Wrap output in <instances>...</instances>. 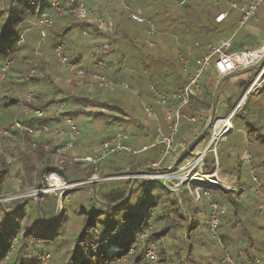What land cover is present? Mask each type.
<instances>
[{"label":"trees","instance_id":"1","mask_svg":"<svg viewBox=\"0 0 264 264\" xmlns=\"http://www.w3.org/2000/svg\"><path fill=\"white\" fill-rule=\"evenodd\" d=\"M42 1L47 2V0H0V72L4 61L6 62L8 59L13 61L8 72L7 81L0 83L1 125L10 126L14 121L29 126L52 123L53 120L59 118L47 115L41 119L26 115L22 110V105L27 104L32 108L47 111L51 105L71 98L72 105L75 104V106L66 115L72 114V117H76L90 113L98 117H106L109 121L117 117L124 119L126 122H136L137 115L133 113L135 109L130 108L125 103L127 93L126 90L120 88L123 82L128 80L131 82L129 85L133 89L140 88L138 98H147V100L150 99L149 94L142 88H145L149 82H153L157 89L165 93L179 89L187 83L180 58L163 57L158 51L159 41L163 36L165 38V32L169 29L167 28L166 19L168 17L173 19L185 17L189 19L186 24L193 28L190 33L192 40L190 38L184 39V45L186 46V50H183L184 55L188 54V46L192 47L199 55L206 53L208 45H216L221 40L228 38L232 25V21H228L229 18L222 23L215 20L219 13L227 9V5L222 2L210 5L208 2L210 0H193V5L184 11L182 16L177 14L176 11H170L167 0H90L87 2L90 3L89 6H92L99 13L108 12L113 24L111 32H103L104 36H110V48L103 49L101 56L103 58L111 57V55L118 54L123 49L126 50L123 55L118 54V57L109 58L104 72L112 81L113 87L117 88L116 91L110 89V87H105L102 80L92 77L96 72L93 66L94 72L87 71V75L81 81L84 87L88 85L86 89L82 88L78 92L60 91L59 93L63 92L66 96L52 95L50 98H46V92L41 91L39 94L36 92L34 100L26 101L23 98L24 93L22 91L28 90L29 86L43 88L44 83L55 84L51 73L54 68L58 69L60 63L52 61V58L55 54L53 52L60 43L64 44L65 54L72 66L81 67L83 59L76 56L74 47L69 41L74 29L84 31L92 29L100 32V28L90 18H79L75 15L74 10L80 3L78 0L74 2L62 0L65 10L61 16L56 17L58 19H55L54 26L47 33L54 41L53 49L43 50L42 55L36 54L32 40L28 39L23 43L21 30L27 23L28 13L37 19L46 9H50L49 3L44 5ZM233 1L237 2L240 7L245 8L251 0ZM126 3L131 5L133 11L142 9L145 18L143 24H139L129 17L124 8ZM195 5H198L200 10L197 11ZM22 7L25 8L24 13L20 10ZM151 22L156 30V34L152 38L148 33L152 27ZM38 29L40 30L39 27ZM148 37L158 46H152L150 44L151 40L148 41ZM6 50L9 52L4 55L3 52ZM93 58L100 59L101 57L98 53H95ZM134 58L140 60L139 62H143L144 68L141 69V72L139 68L137 70L131 67L135 64L136 60ZM146 58L150 63L144 60ZM133 60L134 62H130ZM34 63L38 64L39 70L37 72L33 71ZM49 63L52 64L51 67H49ZM111 67L116 70V78L111 77V71H109ZM205 76L202 91L199 95L193 96L190 104L183 110L179 132L175 137V142L184 140V142L189 143V150L197 143L198 140H195V136L199 135L198 133L207 134V139H210L211 136V125L208 127L207 121L215 111L218 101L217 96L219 98L220 91L216 96L214 87L216 77L211 69L206 72ZM253 80L254 77H251L242 81L239 84L238 92L227 98V114L234 109ZM10 84L15 85L16 89L14 91L8 89ZM79 84L74 81L72 87L79 88ZM261 91L255 94V97H260L264 93V89ZM245 107L239 114L243 112ZM164 110V108L159 110L160 123L164 132L167 133ZM262 113L263 109H258L257 115L259 117H262ZM61 115H65V113H61ZM194 117H197L198 121H193L192 118ZM138 128L141 131L138 136V143L141 145L136 150L138 152L129 155L123 165H103L98 171L94 169L93 164L75 159V156L82 155L73 156L72 154V162L65 158L57 159L54 155L59 145L58 141L52 137L28 134L22 135L21 138L0 136V194L11 191L12 176L18 177L21 176V173L26 177L28 183L38 184V188L43 187L40 181L44 180L45 174L53 170L60 171L69 183L88 181L98 175L107 179L87 183L83 187H92L95 196L106 203V207L102 211L106 216L112 217L115 212L121 211L123 212L121 219L130 220L139 214L137 223L142 227V230L128 240L125 246L121 247L122 239L114 233L116 232L114 228H109L107 224H105L107 232H101L98 228L97 221L98 216L102 214L101 212H93L91 217L85 213L87 217L83 223L82 234L76 241L78 245L87 244V249L83 256L77 260V256L80 254L79 247H77L73 256H70L65 264H116V261L117 264H150L145 258V245L147 242L157 244L159 250L158 264H222L221 260L226 253H229L233 260L245 264H264V200L260 193L253 200H245L243 196L250 189L249 185L244 187L240 176L236 177L238 186L242 187L240 192L226 191L222 188L215 189L208 185L202 187V189L211 192L212 199L227 207L225 214L221 217L222 225L220 224L221 232L223 223L225 222L228 225V234H221L224 247L213 239L210 231L208 224L209 201L207 198L204 197L200 201L203 204V206H200L198 204L200 202L193 200L186 186L180 191H175L158 185L154 181L145 183V180H135L133 178L111 179L113 177L135 175L143 169L148 170L152 168L153 163L160 160L164 145L155 144L157 131L151 130L144 124H139ZM248 129L247 144L248 147H252L250 150L254 157L259 182L264 193V125L261 123V119L258 118L248 122ZM111 138L112 136L105 141ZM146 139L149 141L148 144H142ZM77 144L76 146H78ZM70 154L66 153V156H70ZM93 154L91 152L89 155L93 156ZM217 154L218 157L215 156L213 149L206 153L203 172L212 174L217 168L218 159L220 166L218 170L232 175L229 171L234 166H228V170L223 169L218 151ZM69 168L72 171L68 172ZM138 187L141 192L140 198L133 200V192ZM74 190H77V188ZM130 190H132L131 195L128 197ZM216 190L222 193L219 196L213 194V191ZM67 193L68 191L65 192L64 196ZM45 194L47 193L38 195L37 201L39 204L42 202L41 197ZM185 195L187 196L186 199ZM6 210L9 213L11 212L8 209ZM242 210L247 213L245 221L241 219ZM57 222L58 220L49 225ZM247 226H250L253 231L251 232ZM256 226L257 230H254ZM92 229L94 233L89 238L88 232ZM147 231H149V236L142 239L140 236ZM114 234L116 235L115 238ZM26 237H28V234L25 235L24 242H30L31 240ZM116 248H121V250L113 256L112 249ZM47 254L50 253L43 254L37 264H43L42 259ZM256 261L259 262L256 263ZM47 264H59V260H54L51 255Z\"/></svg>","mask_w":264,"mask_h":264},{"label":"rangeland","instance_id":"2","mask_svg":"<svg viewBox=\"0 0 264 264\" xmlns=\"http://www.w3.org/2000/svg\"><path fill=\"white\" fill-rule=\"evenodd\" d=\"M192 2L194 1L167 0V6L169 7L170 11H176L177 14L183 16L184 11H186L190 8L191 5H193ZM208 2L210 5H214V3L216 4V2H222L223 4L227 5L228 10V0H210ZM126 7L127 6H124L125 11L130 17V13L126 10ZM262 8H264V5ZM262 8L259 12L262 11ZM195 9L198 11L200 10V7L198 5H195ZM20 10L22 12H25L24 7H22ZM238 13L239 11L235 10L231 14L232 25L229 31V35L234 44H241L239 43L241 42V39L247 36L244 38L245 43H243L242 48H251L253 47L252 44L255 43L251 40V38L249 39L248 32L252 34L251 28H253L252 26H255V24H253L254 19L248 21L242 26L240 22L238 24L236 23ZM102 16L106 17L105 25H102L100 23V19ZM39 17L40 16H38V18L36 19V17L31 16L29 13L27 14V23L21 30V36L23 37V43L28 39L32 40L35 53L38 55H42L43 50L53 49L54 41L51 36L47 34L48 31L46 32L45 38H41V31L37 27ZM183 18L173 19L172 17H168L166 19V23H168L167 28L169 29H167V32H165V38L163 36V38H161V40L159 41L160 46L158 48L159 53L163 57H170L172 59L180 58V56L184 55L183 50H186L184 39L190 38L192 40L190 33L191 31H193V28L186 24L189 22V19L185 17ZM57 19L58 18H56V20ZM90 19L97 25L98 28H100V32L93 31L92 29H88L86 31L74 29L69 40L71 44L73 41V47L76 56H80L83 59V63L79 68L83 69L85 74H72L60 64L58 69L54 68L51 73L55 81L54 85L44 83L43 88H39V86H29L28 90H26L23 94L24 99L31 91H33L35 95L36 92L38 94L41 91L46 92L45 97L50 98L52 97V95L65 97L66 94H64L63 92L59 93L60 91L71 90V92H78L82 88L86 89L88 85L84 87L81 82L83 77L86 75L85 71H90L95 63L99 60H103L107 64L109 58H115L118 57V54L123 55L126 53V50L123 49V51H119L118 54L103 58L101 56L103 52L102 48H110V36H104L103 32L109 33L112 31V20L110 19V15L108 12L106 14L104 12H96L92 17H90ZM150 24L152 27L148 33L152 38L156 33L153 26L154 24L152 22ZM251 34L250 36H252ZM150 40L151 39L148 37L149 42ZM150 44L155 47L158 46H156V43L152 42V40ZM187 48L193 50V48L190 46H188ZM8 52L9 51L6 50L3 53L5 55ZM55 52L56 50L53 52V54ZM95 53H98L99 57L101 58L94 59L93 56ZM134 60H136L135 64H133L131 67L137 70L140 69L141 72V69L143 70L144 68L143 62H139L140 60L135 58ZM134 60L130 62H134ZM144 60H146L147 63H150L147 58ZM52 61H58L55 57V54L52 58ZM138 63L140 64L138 65ZM3 64L4 63H2V65ZM52 64L49 63V67H51ZM33 67L34 72H37L39 70L37 63H34ZM109 71H111V77L116 78L115 68L111 67L109 68ZM250 76L252 75L239 72L236 74V76L231 77L229 83L224 82L220 86V94L218 93L219 98L217 96L218 101L215 106V112L213 114L214 123L216 119L220 118L222 115H227V98L231 95H235L237 92L234 88L235 82L241 79L249 78ZM74 81L80 83L79 88L72 87V82ZM126 82L129 87L120 88L122 90H126L127 97L125 98V103L130 108L135 109V112L133 113L137 115V121L126 122L124 119L117 117L109 121L106 117H98L97 115L90 113H85L76 117H72V114L68 115L75 119L79 129V134L77 144L78 146L72 148L70 152H67V154L71 153L70 156H67V159H72V154L73 156L84 155L91 157L89 154H91V152L94 153L99 151L106 139L111 136L114 137L118 133H126L129 136V140L127 144H125L131 149V152L124 151L122 153H114L102 159V161L100 162L101 166H108L111 164L120 166L125 163L129 155H134L132 152L137 153L138 151L136 150L141 147V145H139L138 143V136L141 133L140 129L138 128L139 124H144L151 130L154 129L155 131H157L158 139L162 137V135L161 137L158 135V128L162 131V133H164L163 126L160 123L158 124L156 118H153L151 114H147L144 110L143 102L146 100L144 98L139 99L137 96L138 92L134 91V89L129 85V83L131 82L128 80ZM217 89L218 88L216 87V90ZM16 91L19 90L17 89ZM72 103V98L67 99V101L63 100L57 104L51 105L48 110L52 112L54 111V113L60 111V113L69 114L72 107L75 106V104L72 105ZM61 105H64V109L59 110V107ZM262 105H264V93L261 94L260 97H255V94L251 95L248 98L247 106L245 107L243 112L237 115L236 118H234V130L229 134V138L227 137L224 141L219 142L217 145V150L222 161L223 169L228 170V166H234V168H230L229 172L232 173V176L234 178L240 176L244 187L253 184L251 176L249 174L246 155L248 152H251L250 148H252L250 146L248 147V140L246 139V136H248L249 132L248 122L250 120L252 121L260 118L261 123L264 125V106ZM94 109L99 110L98 108ZM258 109H263L262 117H259L257 115ZM166 111H164V113ZM154 121H156V125L153 124ZM60 124H64V121H62ZM207 136V134H200L195 138V140L201 141V148L205 146L206 142L204 140L207 139ZM148 142V139H146V141L142 144L145 145L148 144ZM183 150L179 149L178 151H175V154H173V156L170 157L169 160L174 165L172 169L173 171H175L174 177L178 178V180L175 182H182L184 178L190 179L192 176H194V174L192 173V167L198 156L203 152V150ZM86 163L93 164L90 161H87ZM56 171L57 170H53L49 173L50 175L46 174L48 176L46 178L44 177V181H40L43 186L41 190H44L48 193L41 197L42 202L40 204L37 201V197L40 196H37L38 192L39 194L41 193V191L37 187L38 184L35 185L28 183L26 177L22 173L21 176L18 177L12 176L11 191L16 192L19 195H27L25 197L27 199L9 203L6 207L0 205V264H37L41 256L45 253H50L53 256L54 260H59V264H65L66 260H68L70 256H73L77 247H79L80 250V254H78L77 256V260H79L80 257L83 256L88 245H85L84 243L78 245L76 240L82 234L84 220L87 216L91 217L93 212L99 211L102 213L98 216L97 221L99 224L98 228L101 232H107L105 224H107L109 228L111 227L116 230V232L114 233L116 235L118 234V236L122 239L121 247L125 246L128 240L132 239L142 230V227L137 223L139 214L134 219L130 220H122L121 217L123 216V212L121 211L115 212L112 217L106 216V214L102 212L104 210V207H106V203L99 200V198L95 196V193L94 191H92V187L90 186H76L75 188L70 189L67 195L64 196L66 191V184L63 181L64 179L60 177L59 173H57ZM70 171H72L71 168L68 169V172ZM95 177L101 178L97 175H95ZM76 188L77 190H74ZM135 189L136 190L132 195L133 200L137 199L141 194L139 187ZM131 191L132 190H130L128 197H130ZM221 193L222 192H220L219 190L213 191V194L218 196ZM260 194L262 195L264 200V193L261 192ZM256 195L258 194L255 192L247 191L244 194L243 198H245V200H253L255 199ZM186 197L187 196L185 195V199ZM198 204L200 206H203L202 202ZM6 209L11 212H7ZM85 213L87 214V216ZM241 214V219L245 221V219L247 218L246 211L242 210ZM56 220H58L57 223L49 225ZM247 227L251 232L253 231L250 226ZM254 230H257V226L254 227ZM93 233V229L90 230L88 232V237H92ZM222 233L224 235L228 234V225H226L225 222L223 223L222 232L220 230V237ZM26 234H28V237L26 238L31 241L25 243L24 237ZM115 234L114 238L116 236ZM216 243L220 245L218 242ZM120 250L121 248L112 249L113 256L117 255ZM115 263L117 264V261Z\"/></svg>","mask_w":264,"mask_h":264},{"label":"built area","instance_id":"3","mask_svg":"<svg viewBox=\"0 0 264 264\" xmlns=\"http://www.w3.org/2000/svg\"><path fill=\"white\" fill-rule=\"evenodd\" d=\"M74 2L75 0H70ZM80 3L75 8V15L79 18H90L94 15V10L89 6L87 2L90 0H78ZM49 3L50 9L45 10L39 17L38 27L41 31V37L45 38L46 32L54 26L55 19L57 16H61L65 10L62 0H47L42 1V4ZM264 3V0H253L243 9V20L241 23H245L252 16H254L256 10ZM126 10L130 13L132 20L138 23H144L145 18L141 10L133 11L130 5H126ZM237 5L231 3L229 11L235 9ZM229 11L222 12L218 14L215 18L217 22H222L227 17ZM105 17L102 16L100 23L105 25ZM228 42H222L219 45L210 44L208 50L204 55H201L198 58H193V52L190 51L187 55L180 56V63L183 66L184 72L186 74L187 83L172 93H165L157 89L153 82L149 83L150 90L152 92V98L154 101L159 102L162 105H170L166 111L165 118L167 120V130L168 134H162L161 139H159L155 144H163L164 147L161 151L160 160L152 164V168L148 170H141L139 173L130 176H121L111 179L118 178H133L135 180H145V183L156 182L158 185L170 188L175 191H179L180 187L185 185L192 196L195 202H200L204 197L209 201V218L208 224L210 231L212 233L213 239L221 243L220 237V224L221 217L226 212V207L220 202L212 199L211 193L209 190L202 189L203 186H211L212 188L218 189L222 188L226 191H236L235 187L228 183L227 179L220 178L217 175V170L212 174H206L202 171V166L204 163V158L208 150L213 149L216 152V148L219 142L224 141L229 133L234 129L233 128V119L240 113L244 105L246 104L248 97L252 93L261 91L264 88V46H261L257 49H248V50H237L228 52ZM66 50L63 43H60L57 46L55 57L62 66H64L70 72H76L78 74L84 73V70L81 68L73 67L69 58L66 56ZM12 60L8 59L2 65L0 72V83H4L8 79V72L12 65ZM259 66V72L254 78L249 89L243 95V97L236 104L231 113L225 117H220L216 119L214 123L213 117H211L210 125V140L208 147L203 149V152L198 156L192 167V176L190 179L184 178L182 182H175L178 178L174 177V172L172 169L174 167L173 163L169 161L171 153L174 152V141L175 137L179 132L183 110L187 107L193 96L200 94L201 80L203 75L207 70L213 68L217 77L223 79L228 75L240 71L249 69L253 66ZM96 73L95 76L102 80L104 84H109L110 81L107 75L104 73L106 68V63L103 60H99L95 64ZM85 74V73H84ZM14 89V88H11ZM35 98V93L31 91L26 97V101H32ZM144 110L147 114L153 115L155 112V106L153 103H144ZM59 110L64 109V105L59 107ZM22 110L28 115H34L37 118H45L49 115V112L42 109L32 108L27 104L22 105ZM54 112V111H53ZM52 116L59 118L58 120H63L64 124L53 126L50 123H40L39 125L29 126L21 122L14 121L10 126H1L0 134L10 135L12 131H17L21 134H28L32 136H51L58 141V147L56 149V154L54 155L58 158H66V153L68 150L72 149L75 146V143L78 140L79 129L74 118L63 117L60 111H57ZM193 121H197V117L192 118ZM214 123V125H213ZM160 133L162 131L159 129ZM129 136L126 133H118L110 140L102 144L100 150L91 157L86 156H76L75 159H78L83 162L90 161L93 163L95 170H98L100 167V162L102 159L108 157L114 153H122L124 151L131 152V149L125 144ZM181 150H189V143L184 141L179 142ZM183 150V151H184ZM134 153V152H132ZM69 159V158H68ZM67 159V160H68ZM70 162L73 159H69ZM68 160V161H69ZM169 161V162H168ZM200 168V170H198ZM59 176L62 177L64 183L66 184V191L75 188L76 186H83L87 183L101 181L107 178H98L93 177L88 181L78 182V183H69L63 177V174L60 171ZM48 175H50L48 173ZM45 174V178L48 176ZM44 181V180H43ZM42 181V182H43ZM43 188V187H42ZM40 194L47 193L44 190H41ZM38 192V195H40ZM48 194V193H47ZM37 195V196H38ZM27 196V195H26ZM26 196L19 195L16 192L0 194V205L5 206L7 203L24 199ZM149 236V231L145 232L140 237L145 239ZM50 254H47L43 258V264H47ZM145 258L149 261L150 264L159 263V250L155 242H147L145 245ZM222 264H243L241 262L233 261L231 256L226 253L222 258Z\"/></svg>","mask_w":264,"mask_h":264},{"label":"crops","instance_id":"4","mask_svg":"<svg viewBox=\"0 0 264 264\" xmlns=\"http://www.w3.org/2000/svg\"><path fill=\"white\" fill-rule=\"evenodd\" d=\"M253 0H251V1H249L248 2V4L249 3H251ZM231 3H235L236 5H237V7L235 8V9H233V10H231V11H229V9H230V5H231ZM90 4V3H89ZM247 4V5H248ZM126 5H129V4H124V6H126ZM263 5H264V3L256 10V12H255V14H254V16H252L248 21H250V20H253L254 19V21H253V24H255V26H252L253 28H251V32H252V34L251 33H249L248 32V37H249V39L251 38V40L252 41H254V43L255 44H252L253 45V47H251V48H242V45H243V43H245L244 42V38L245 37H247V36H245V37H243L242 39H241V42H239V43H241V44H234L233 42H232V39H231V37H230V35H228V38L227 39H223V40H221L218 44H216V45H219L220 43H222V42H228V49H227V51L228 52H231V51H237V50H248V49H257V48H259V47H261V46H264V8H262L263 7ZM131 6V5H130ZM91 7V6H90ZM261 8H262V11L261 12H259L260 10H261ZM93 9V8H92ZM243 7H240L239 5H238V3L237 2H235V1H233V0H228V10L226 9V10H224L223 12H226V11H229V13H228V15H227V17L225 18V20L224 21H222V22H225L228 18V21H230L231 20V14L233 13V11H235V10H238L239 11V13H238V17H237V20H236V23L238 24L239 22L241 23V21L243 20ZM94 10V9H93ZM138 10H141L142 11V9H138ZM137 11V10H136ZM97 12V10H94V13H96ZM105 14H106V12H104ZM143 13V12H142ZM222 13V12H221ZM220 14V13H219ZM106 16V15H105ZM104 16V17H105ZM106 18V17H105ZM248 21H246L245 23H247ZM222 22H218V23H222ZM245 23H243V24H245ZM243 24L241 23V25L243 26ZM73 33V32H72ZM155 33H156V30H155ZM250 34L252 35V36H250ZM72 45H73V41H72ZM213 45H215V44H213ZM209 46V45H208ZM103 49H105V47H103L102 48V50ZM190 51H192L193 52V58H197V57H200L201 55H204L205 53H203V54H198V52L196 53L194 50H190L189 48H188V53L190 52ZM94 67H95V65H94ZM96 69V68H95ZM214 73H215V71L213 70V68H210ZM209 69V70H210ZM259 66H253V67H251V68H249V69H245V70H240V71H237V72H234V73H232V74H230V75H228L227 77H224L223 79H219L218 77H217V75H216V73H215V77H216V80H215V84H214V87H215V89H216V87L218 88L217 90H216V96L218 95V93H219V88H220V86L224 83V82H228L229 83V80L231 79V77H233V76H236V74L237 73H239V72H242V73H244V74H251L252 76H250L249 78H255L256 77V75L258 74V72H259ZM67 70V69H66ZM209 70H207V71H209ZM68 71V70H67ZM91 72L93 71L94 72V70L91 68V70H90ZM97 71V70H96ZM206 71V72H207ZM86 72V75H87V71H85ZM104 72H105V70H104ZM183 72H184V70H183ZM72 74H76V72H71ZM96 73V72H95ZM95 73L93 74V78L94 79H98L96 76H95ZM107 75V74H106ZM186 75V74H185ZM206 75V73L203 75V77H202V80H201V87H202V85H203V82H204V78L206 77L205 76ZM107 77H108V75H107ZM249 78H245V79H241V80H239V81H236L235 82V84H234V88L236 89V91L238 92V90H239V84L242 82V81H244V80H247V79H249ZM108 79H109V77H108ZM98 80H100V79H98ZM109 81H110V83L109 84H104L103 83V85L105 86V87H110V89H112V90H115L116 91V89L117 88H115V87H113V83H112V81L109 79ZM6 82V81H5ZM9 88V90L10 91H14L15 89H16V87H15V85L14 84H10L9 86H8ZM121 88H126V87H129L128 86V84H127V82H123L122 84H121V86H120ZM11 88H14V89H11ZM203 88V87H202ZM119 89V88H118ZM139 89V90H138ZM138 89H134V91H136V92H138V94H139V91H140V88H138ZM142 89H144L145 90V92H147L148 94H149V97H150V99H148L147 100V98H144L146 101H144L143 102V104L144 103H153L154 104V106H155V112H154V114L152 115L153 116V118H156V121L158 122V124L160 123V112H159V110L162 108H164L165 110L164 111H166L169 107H171L170 105H162V104H160L159 102H157V101H154L153 100V98H152V92H151V90H150V87H149V85H148V83H147V85L145 86V88H142ZM233 89V88H232ZM264 89V88H263ZM262 89V90H263ZM176 90H178V89H176ZM176 90H174V91H171V92H169V93H172V92H175ZM202 91V90H201ZM18 92V91H17ZM236 92V93H237ZM259 92H262V91H258V92H256V93H252L251 95H253V94H258ZM22 93H25V91H22ZM246 93V92H245ZM199 95V94H198ZM250 95V96H251ZM138 96V95H137ZM249 96V97H250ZM243 97V96H242ZM241 97V98H242ZM248 97V98H249ZM240 98V99H241ZM143 99V98H142ZM239 99V100H240ZM248 101V100H247ZM138 102H139V100H138ZM239 102V101H238ZM237 102V103H238ZM246 104H247V102H246ZM246 104L244 105V107L246 106ZM243 109V108H242ZM47 111L49 112V115L50 116H52L53 114H54V112H52V111H50V110H48L47 109ZM0 112H1V108H0ZM215 112V111H214ZM231 113V112H230ZM230 113H228L227 115H229ZM26 114V113H25ZM165 114H166V112L164 113V118H165ZM213 114L214 113H212V115L209 117V119H208V121H207V126L209 127L210 126V120H211V117H213ZM239 114V113H238ZM237 114V115H238ZM26 115H28V114H26ZM226 114L225 115H222L221 117H225V116H227ZM237 115L234 117V118H236L237 117ZM31 116H34V115H31ZM63 117H70V116H68V115H63ZM72 118V117H71ZM75 120V119H74ZM234 120V119H233ZM63 120H53V122L52 123H50L51 125H53V126H57V125H60V123L62 122ZM156 121H154L153 122V124H155L156 125ZM165 121H167L166 120V118H165ZM198 121V120H197ZM161 124V123H160ZM1 125V124H0ZM1 126H5V125H1ZM0 126V127H1ZM234 128V127H233ZM234 130V129H233ZM232 130V131H233ZM231 131V132H232ZM163 132H164V129H163ZM230 132V133H231ZM14 133H17V134H14ZM229 133V134H230ZM162 134H168V130H167V133H160V131H159V128H158V135L161 137V135ZM199 134V133H198ZM22 135L24 136V134H21V133H19V132H17V131H12L11 133H10V135H4V134H0V136H8V137H22ZM200 135V134H199ZM199 135H197V136H195V138L196 137H198ZM45 137H51V136H45ZM22 139H24V138H22ZM55 139V138H54ZM161 139V138H160ZM246 139L248 140V137L246 136ZM56 140V139H55ZM128 140H129V138L126 140V144H127V142H128ZM159 139H158V137H157V139H156V142L158 141ZM209 140L210 139H206V140H204L205 142H206V144H205V146L204 147H202L201 148V141L200 140H198L197 141V143L196 144H194L193 145V150L195 151V150H197V151H202L203 149H206V147H208V143H209ZM108 141V140H107ZM181 141H184V140H179L178 142H175L174 141V152H172L171 153V155H170V157H172L173 156V154H175V151H178L179 149H180V145H179V142H181ZM106 142V141H105ZM105 142H103V143H105ZM78 143V140H77V142L75 143V146L73 147V148H75L76 147V144ZM191 149V150H192ZM71 150V149H70ZM70 150H68V152H70ZM209 151V150H208ZM207 151V152H208ZM217 148H216V152L214 151V153H215V156L216 157H218V154H217ZM98 152V151H97ZM97 152H94V154H93V156L97 153ZM135 153V152H134ZM247 162H248V167H249V174H250V176H251V180H252V185H249V189H250V191L251 192H255V193H257V194H259V193H261L262 192V189H261V185H260V182H259V178H258V174H257V168H256V165L254 164V157H253V154L251 153V152H248L247 154ZM82 156H84V155H82ZM86 157H88V156H86ZM170 157H168L169 158V160H170ZM100 167H101V165H100ZM100 167H99V169H100ZM203 167L204 166H202V171H203ZM95 169V168H94ZM98 169V170H99ZM218 169H220V166H219V163H218V159H217V168H216V170H217V175L218 176H220V178H223V179H227V181H228V183H230L231 185H233L234 187H235V189H236V191H234V192H240L241 190H242V187H239L238 186V184H237V178H234L231 174H227V173H224V172H222V171H220V170H218ZM98 170H96V171H98ZM198 170H200V168L198 169ZM216 170H214V172L216 171ZM213 172V173H214ZM98 176V175H97ZM263 184H264V180H263ZM185 185H183L182 187H180V189H179V191L184 187ZM38 187V186H37ZM187 188V187H186ZM92 191H94L93 190V188H92ZM12 193H14V192H12ZM211 193V192H210ZM223 205V204H222ZM229 254V253H228ZM230 255V254H229ZM231 256V255H230ZM119 260V259H118ZM233 260V259H232ZM233 261H235V260H233ZM236 262H239V261H236ZM259 261H256V263H258ZM242 263V262H241ZM243 264H245V263H243Z\"/></svg>","mask_w":264,"mask_h":264}]
</instances>
